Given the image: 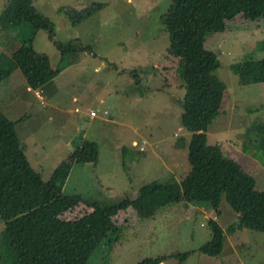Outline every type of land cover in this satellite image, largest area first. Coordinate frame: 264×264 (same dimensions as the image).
Masks as SVG:
<instances>
[{
	"label": "rangeland",
	"instance_id": "374dc122",
	"mask_svg": "<svg viewBox=\"0 0 264 264\" xmlns=\"http://www.w3.org/2000/svg\"><path fill=\"white\" fill-rule=\"evenodd\" d=\"M170 2L32 0L34 8L53 22L55 36L50 39L46 30L38 29L31 44L35 51L49 57L53 67L59 59L54 41L75 40L87 45L90 51L74 55L72 65L56 79L62 89L53 99L64 107L65 113L55 115L54 121H46L51 98L43 99L48 107L33 104L32 94L24 91V79L11 61L6 67L8 77L0 83V107L11 120L25 114L14 125L15 132L21 142L36 143V159L28 156L29 147L24 146V150L28 151H25L28 164L43 181L61 164H69L71 148L75 146L72 136L80 135L72 132L75 127L84 130L83 138L98 144L97 163L70 162L61 193L102 205L124 198L128 204L113 217L120 230L110 233L86 264H135L148 257H162V264H264V232L244 228L225 233L220 253L207 256L198 250L209 239L206 217L194 212L185 201L164 206L146 201L150 183L169 179L181 183L190 172L187 159L190 132L181 124L184 91L176 72V58L167 52L169 36L161 22ZM93 3L100 4L98 9L76 25L71 24L69 12L81 11ZM5 4L6 0H0V14ZM246 21L247 26L242 28L237 19L230 29L204 36L203 47L215 52L219 60L214 74L225 85L223 98L205 134L206 142H216L227 158L229 149L239 148L244 166L256 169L254 188L264 190V170L257 168L264 165V134L250 129L252 124L264 123V84L241 86L229 69L234 62L264 58L263 19ZM12 28L8 32L15 34ZM1 47L0 55L8 53ZM139 77L144 78L143 82ZM52 85L53 82L47 92ZM78 90L87 96L77 104L81 110L79 124L67 110L74 106L69 101ZM41 110L46 111L42 117L33 113ZM90 111L95 116H89ZM131 138L140 144L147 139L148 143L142 141L144 146L140 145L144 151L137 144L131 146ZM256 138L262 147L255 143ZM129 148L132 151L123 155ZM217 209L216 213L211 210L210 217L221 227L237 220L225 200L220 201ZM90 210L76 205L60 217L72 219ZM204 210L207 214L208 209ZM2 229L0 220V234ZM183 252L187 254L180 258Z\"/></svg>",
	"mask_w": 264,
	"mask_h": 264
},
{
	"label": "trees",
	"instance_id": "16d2710c",
	"mask_svg": "<svg viewBox=\"0 0 264 264\" xmlns=\"http://www.w3.org/2000/svg\"><path fill=\"white\" fill-rule=\"evenodd\" d=\"M99 6L93 3L81 11L69 12L71 24L76 25ZM0 18L5 21L1 29L6 22L15 28V34L4 35L1 48L6 49L31 89L46 85L71 66L77 53L90 51L87 45L75 40L54 41L59 59L53 67L49 57L35 51L31 44L38 29L46 30L50 39L55 36L53 22L34 8L32 0H6ZM258 18L263 19L264 25V0H171L161 16L169 36L167 52L176 58V72L184 91L181 124L190 132L187 144L190 172L181 183L174 179L150 183L146 201L153 206L201 201L218 207L225 200L237 220L223 228L207 218L209 239L198 248L207 256L220 253L225 233L244 228L264 232V190H256L254 178L239 162L227 158L218 144L207 143L205 134L208 123L216 115L225 85L214 74L219 60L215 52L203 47L204 36L230 29L237 19L242 28L247 26L246 19ZM229 69L241 86L264 83V58L234 62ZM8 73L0 65V83ZM24 118L22 115L11 120L0 107V220L3 222L0 264H86L97 246L110 233L120 230L113 217L127 206L128 200L123 198L102 205L79 196L63 195L61 189L70 169L67 163L43 181L28 164L24 144L15 132V123ZM252 128L264 134V123H256ZM98 155V144L83 139L73 163L95 164ZM76 205L91 210L72 219L60 217ZM186 254L180 253V258ZM162 260V257H148L135 264H159Z\"/></svg>",
	"mask_w": 264,
	"mask_h": 264
},
{
	"label": "crops",
	"instance_id": "0c3cea01",
	"mask_svg": "<svg viewBox=\"0 0 264 264\" xmlns=\"http://www.w3.org/2000/svg\"><path fill=\"white\" fill-rule=\"evenodd\" d=\"M3 11V10H2ZM0 16H1V14H0ZM2 22H5V21H2V18L0 19V34H2V37H4V35L6 34V33H9L8 31L9 30H11V28L13 27V24H9V23H7L6 22V24L7 25H4L3 26V28L1 29V23ZM12 30H13V28H12ZM5 33V34H4ZM0 45L2 46L3 45V38L0 40ZM0 46V47H1ZM9 61H11L10 60V58L6 55V54H2V55H0V65L1 66H3V67H7V62H9ZM12 62V61H11ZM13 63V62H12ZM9 65H10V62H9ZM154 67H155V65H154ZM68 68V67H67ZM67 68H65L64 70H66ZM64 70H62L56 77H54L49 83H47L46 84V86H42L41 88H37V89H31V88H29L28 86H26V84L25 83H22L23 84V86H24V91L27 93V94H32L31 96H32V103L34 104L35 102H36V104L37 105H41L42 106V108L44 107V106H46V107H48V105L46 104V103H44V98H46L47 100L49 99V98H51V100L52 101H50V102H48L49 103V106H50V109H49V114H48V116H46V121H47V119L49 120V121H54V116L55 115H61V114H64L65 113V109H64V107L63 106H61V105H59L58 103V101L57 100H54L53 99V97L55 96V93L58 91V90H61L62 89V85L61 84H59L58 83V81H56V79L59 77V75L62 73V72H64ZM22 76V75H21ZM140 81H142V79H144L143 77H142V79L139 77L138 78ZM153 79H154V77H153ZM23 82V81H22ZM51 82H53V85H52V89L49 91V92H47L46 91V89H47V87L51 84ZM132 83H135L136 81H131ZM143 82V81H142ZM146 83H150V84H152V82L151 81H148V80H146ZM264 84V83H263ZM95 93V92H94ZM224 93V92H223ZM87 98V96H86V94H85V92H81V90H78V94H73L71 97H70V101L69 102H71V103H73V105L74 106H72V108H70V107H68V111L69 112H72L73 114H74V116L76 117V119H77V124H79L78 123V121L80 120V114H81V110L79 109V107L77 106V104H78V101L80 100V99H82V100H85ZM221 98H223V95H221ZM220 98V99H221ZM53 102H55V104H57V105H54L53 104ZM98 102L99 103H101L102 102V99L100 98L99 100H98ZM220 102H221V100H220ZM220 104V103H219ZM104 111V110H103ZM106 111V110H105ZM42 112H46V111H43V110H41V111H35V112H33V113H35L38 117H39V113L41 114L40 116L42 117ZM23 114H21L20 116H22ZM25 115V114H24ZM19 116V117H20ZM89 116H95V115H90L89 114ZM19 117H17L15 120H17ZM91 118V117H90ZM28 119H29V117H28ZM112 121V120H111ZM16 124V123H15ZM256 124V123H255ZM66 125V124H65ZM64 125V126H65ZM253 125V124H252ZM15 127V126H14ZM72 128H73V126H72ZM84 131V130H83ZM83 131H81V129H79V130H77V128L75 127L74 128V130H72V132H79L80 133V135H78V137H74V136H72V140H74V145L75 146H72V148H71V151H72V155H70V158L68 159V162H69V165L71 166V163L70 162H73L74 161V158H75V154H76V150H77V147L79 146V144H80V142L83 140V139H85V138H83V134H84V132ZM78 134V133H77ZM17 135V134H16ZM143 142H147L148 143V141H147V139H145V140H142ZM142 141H141V144H142ZM25 142H23V144H24ZM136 143H137V146L138 147H140V143H139V141L136 139V138H131V140H130V145L131 146H133V147H135L136 146ZM216 143V142H215ZM255 143L258 145V146H261V145H259V142H258V140H257V138L255 139ZM182 144V143H181ZM184 144V143H183ZM217 144V143H216ZM143 146H144V144H142ZM24 146H27V147H29V149L31 150H29V152L25 149L24 150V155H25V157L27 158V155H26V152L25 151H27L28 152V156H32V158L33 159H36L38 156H37V152L34 150V146H36V143L34 142V141H30V143L29 144H27V143H25V145ZM130 146V147H131ZM177 146V145H176ZM220 147V146H219ZM262 147V146H261ZM221 150H223V148H220ZM128 150L131 152L132 150H131V148H129V149H126V150H124V152H123V155L124 154H128ZM140 151H141V149H139ZM144 151V150H143ZM224 152V151H223ZM228 154H230L229 155V159H232V160H234V161H237V162H239L242 166H243V168L253 177V173H254V171L256 170L255 168H247V166L245 165L244 166V163H243V160H240V157H239V155H240V151H239V148H235L234 149V151H233V149H229L228 150ZM27 160V159H26ZM257 168H263V170H264V165L262 166V165H260L259 167H258V165H257ZM251 171H253V172H251ZM254 178V177H253ZM65 183V182H64ZM255 183H256V181H254V185H255ZM64 185V184H63ZM62 188H63V186H62ZM61 191H62V189H61ZM186 204H188L187 206H190L192 209H193V211L194 212H196V211H199L200 212V215H202L203 217H206V218H209L210 217V213H211V210H213L214 211V213H216L215 211L216 210H218L217 208V206H212L211 204H208L207 202H201V201H195V202H187ZM204 209H208V212H207V214L205 213V210ZM211 219H212V217H210ZM163 262H161L160 264H162Z\"/></svg>",
	"mask_w": 264,
	"mask_h": 264
},
{
	"label": "built area",
	"instance_id": "2783aa9c",
	"mask_svg": "<svg viewBox=\"0 0 264 264\" xmlns=\"http://www.w3.org/2000/svg\"><path fill=\"white\" fill-rule=\"evenodd\" d=\"M102 113H103V114H106V111L104 110ZM90 115H95V113H94L93 111H90ZM136 144H137V143H136ZM140 149L143 150L144 147L141 146Z\"/></svg>",
	"mask_w": 264,
	"mask_h": 264
}]
</instances>
